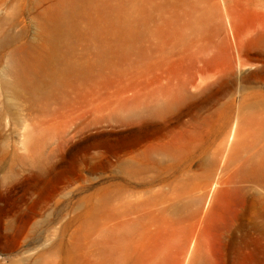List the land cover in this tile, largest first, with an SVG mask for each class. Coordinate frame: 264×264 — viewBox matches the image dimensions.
Masks as SVG:
<instances>
[{
    "label": "rangeland",
    "instance_id": "rangeland-1",
    "mask_svg": "<svg viewBox=\"0 0 264 264\" xmlns=\"http://www.w3.org/2000/svg\"><path fill=\"white\" fill-rule=\"evenodd\" d=\"M56 1H1L0 31L13 32L16 46H33L37 18ZM218 1L247 35L242 65L230 67L226 30L219 35L211 21L201 44L210 49L205 68L217 74L201 88L194 82L158 136L128 135L108 120L117 102L129 107L142 98V42L131 61L118 51L127 0H87L71 17L74 36L61 45L80 64L83 85L67 84L36 107L10 113L0 94V264H93L94 219L108 213L113 183L118 197L133 205L141 197L145 209L129 264H264V44L246 43L263 16L238 0ZM220 22L227 27L224 17ZM176 50L154 74L191 79L190 50ZM142 136V150L164 147L179 157L142 158L148 170L132 186L122 161ZM213 178L217 185L196 214ZM183 188L188 202L171 212Z\"/></svg>",
    "mask_w": 264,
    "mask_h": 264
},
{
    "label": "bare ground",
    "instance_id": "bare-ground-1",
    "mask_svg": "<svg viewBox=\"0 0 264 264\" xmlns=\"http://www.w3.org/2000/svg\"><path fill=\"white\" fill-rule=\"evenodd\" d=\"M1 1L6 3L7 0H0V4ZM86 1L57 0L52 9L44 11L36 21L37 36L33 46H16L13 32L0 31V94L5 96L6 112L10 113L18 108L32 109L40 100L50 99L60 93L62 87L67 84H84L80 64L71 58L61 42L66 41L67 37L74 36L75 26L71 17L75 16L79 4ZM237 2L261 12L262 29L260 31L253 29L252 37L246 43L264 44V0ZM230 9L226 3L221 5L218 0H127L125 6L127 29L126 32L116 34L122 42L118 51L125 59L131 61L138 43L142 42V48L138 51V57L143 64L142 87L139 91L142 92V98L129 107L117 102L113 111H110L108 120L127 127L128 135L145 130L152 131L150 135H156L159 130L167 128L172 116L180 112L175 110L182 108L189 88L194 82L198 80L197 88H201L208 78L217 74L216 69L208 71L205 68L204 53L208 54L210 49L205 44H201L204 38L203 29L208 27L211 21L217 22V29L220 26V32H217L219 35L226 30L221 41L229 52L230 67L232 68L233 61L237 62V67L242 65L240 43L245 42L247 35L236 28L235 22L230 18ZM223 17L226 19L225 28L220 22ZM101 22V19H97L96 23L101 24ZM9 27L11 29V24ZM166 46L168 50H165ZM179 46L183 47L184 51L190 50L191 79L179 80L172 72L154 74V69L161 67L160 62L172 57V54L177 55L176 49ZM152 50L154 56H157L155 61ZM98 51L101 53L100 49ZM167 53L171 54L165 55ZM151 59L153 65L150 63ZM158 135L159 133L156 136ZM41 139L42 137L38 138V142ZM143 142L144 136L131 142L127 156L123 158L124 178L128 185L133 186V180L138 179L148 170L142 158L162 154L167 157H179L178 153L164 147L150 146L142 150ZM206 185L210 188V192L204 201L198 202L196 214L202 212L217 182L213 178ZM187 194L188 191L184 188L177 192L172 199L175 202L170 203L169 210L176 213L184 209L188 202V200L184 201ZM140 198L137 197L133 205L132 201L125 197H118L115 184L111 185L108 213L101 217L97 212L94 219L93 264H129L131 254L138 244L137 226L142 220L139 213L145 210Z\"/></svg>",
    "mask_w": 264,
    "mask_h": 264
}]
</instances>
